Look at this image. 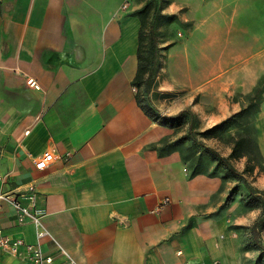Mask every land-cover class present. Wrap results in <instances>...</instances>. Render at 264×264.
Here are the masks:
<instances>
[{
    "label": "crops",
    "instance_id": "crops-1",
    "mask_svg": "<svg viewBox=\"0 0 264 264\" xmlns=\"http://www.w3.org/2000/svg\"><path fill=\"white\" fill-rule=\"evenodd\" d=\"M124 1L0 0V191L27 204L34 185L47 230L1 201L0 235L51 254L58 243L79 264H264L223 178L190 174L179 149L161 148L188 131L181 110L203 131L264 79V0H160L156 118L133 83L141 19L129 10L142 4ZM254 124L264 158V88ZM49 148L57 157L36 168ZM0 264L30 261L0 249Z\"/></svg>",
    "mask_w": 264,
    "mask_h": 264
},
{
    "label": "rangeland",
    "instance_id": "rangeland-1",
    "mask_svg": "<svg viewBox=\"0 0 264 264\" xmlns=\"http://www.w3.org/2000/svg\"><path fill=\"white\" fill-rule=\"evenodd\" d=\"M123 3H125V9H133L135 5L142 4L141 7L129 11L137 13L140 19H142L144 32L142 41V47H144L143 55L149 58V54L146 52V50L149 47L148 30L151 21L154 0H125ZM160 7L162 8L161 2ZM159 14L154 20V29L156 27ZM171 22H173V19H170L168 15L161 21L162 26L165 27V30H163V38L168 41L167 44H169L176 37V35H171L172 31L169 30ZM177 28H179V26H177ZM261 87V90L250 96L249 94L251 91L246 94H241L238 92L233 93L232 98L240 99L242 102L241 108L239 110L242 108L247 110V113H243L241 116L233 119L234 125L219 132H210L204 136L197 135L202 141H204V143L212 146L221 154L228 157L235 168L236 165H238L239 169L236 168L237 171L243 174L247 182L251 185L252 189L249 190L245 184L236 180L233 173H231L224 166L220 165L217 161L213 160L204 149H201L200 152L195 153L189 160V164H192L194 168L205 169L208 173L221 176L223 178L224 185L230 187L229 197L226 201L231 200V197L234 194H237V197H235L237 198L236 203L242 207L241 212L243 219L246 221L251 220L253 222L264 214V158L261 156L258 148L256 147L254 125V110L256 107H260V102L262 99V91L264 87ZM137 91L141 93L143 91L142 86L139 89L137 88ZM149 91L151 93L150 99L153 103V106H150L141 94L139 95V98L141 99V103L150 109L151 107H155V103H157V96L160 95L159 92L155 93L153 90V77L151 78ZM249 103H252V107H249ZM239 136H241V138H239ZM237 138L239 139L237 151H247V153L242 154L241 156H237L238 152L235 153L233 151L234 141ZM187 144L190 145V142ZM187 144L184 143L185 146ZM263 234L264 221L262 222V225L258 226L257 228V236L259 237L260 241L264 239ZM250 242L255 245L254 241L251 240Z\"/></svg>",
    "mask_w": 264,
    "mask_h": 264
},
{
    "label": "trees",
    "instance_id": "trees-1",
    "mask_svg": "<svg viewBox=\"0 0 264 264\" xmlns=\"http://www.w3.org/2000/svg\"><path fill=\"white\" fill-rule=\"evenodd\" d=\"M160 10H161L160 0H154V6H153L151 21H150L149 30H148V42H149L148 48L149 49L146 47L147 48L146 52L149 54V58H147L145 55H143L144 54L143 53L144 47H142V41H143L144 32H143V22L141 19V27L139 29L138 46H137L138 47L137 48L138 69H137V73H136L134 81H133V83L137 86L138 89L141 86L143 88V91L141 93H139V91L136 92V99H137L138 104L145 110V112L149 116L154 117V118L159 116V114L156 111V108L151 107L149 109V108L145 107V105H143L141 103V99L139 98V95L141 94L145 98V101H147V103L150 106H153V103L149 97V86H150L151 78L154 75V65H155L156 60H157V54H156L157 45H156V37H155L153 26H154V20L156 19ZM261 86L264 87L263 79H260L258 81V83L251 90V93L249 94V96L252 94H255L256 92L261 90V88H262ZM249 107H252V103L251 104L249 103ZM258 109H259V106L255 108L254 115ZM243 113H247V110L245 108H242L241 110L233 113L229 117L221 120L220 122L212 125L211 127L207 128L203 131H200V130L196 131V130L192 129V126H193L192 125V114L189 111V109L181 110L179 113H177L175 115V118H176L175 122L179 123L182 120V117H185L186 122L189 121L188 131L181 134L179 137H177L176 139L171 140V141H169L168 138L163 139L162 144H161V148L163 150L164 149L168 150L170 148L179 149L181 151L183 159L187 163V166L190 170V174H198V173L213 174V173H208L205 169L194 168L192 166V164H189V160L193 157V155L195 153L200 152L201 149H204L206 151V153H208L209 156L213 160L217 161L220 165H222L226 169H228L231 173H233L236 180L242 182L243 184H245V186H247V188L249 190H251L252 189L251 185L247 182V180L243 176V174L241 172L237 171V169L231 163L229 158L226 157L225 155L221 154L217 149H215L212 146L204 143V141H202L197 136V135L204 136L205 134L210 133V132H219L223 129H228L229 127L234 125L233 119L241 116ZM170 122L173 123L172 120ZM239 138H241V136H239ZM186 139H188V143L190 142V145H188L187 143H186L187 144L186 146L184 145ZM255 143H256V140H255ZM238 145H239V139L237 138L234 141V146H233V151L235 153L238 152L237 151ZM256 147H257V144H256ZM245 153H247V151L238 152L237 156H241L242 154H245ZM228 197H229V193L227 195V198ZM263 221H264V214L261 215L259 218H257L253 222V224L251 226V235L253 236V238H256L257 228H258V226L262 225Z\"/></svg>",
    "mask_w": 264,
    "mask_h": 264
},
{
    "label": "built area",
    "instance_id": "built-area-1",
    "mask_svg": "<svg viewBox=\"0 0 264 264\" xmlns=\"http://www.w3.org/2000/svg\"><path fill=\"white\" fill-rule=\"evenodd\" d=\"M125 6V3H123ZM26 82L34 87L39 88L38 82L32 78L28 77ZM26 133L28 130L25 131ZM68 154V153H67ZM57 155L54 153L53 149L49 148L44 150L40 155L33 157L34 165L36 168L42 169L49 165ZM28 203H22L18 197L14 196L9 192L0 191V202L7 201L13 205L15 208L17 218L23 220L25 217L29 216L33 221L39 226L37 231L38 236H43L47 233V230L41 225L40 216L42 211L40 208L35 207L36 192L34 185H29L27 187ZM32 205L33 209H29L28 205ZM58 251L56 254L46 253L42 250L39 244L28 243L21 238H12L9 235H0V249H3L16 257H24L30 261V264H79L72 256H70L65 249L57 243ZM61 261H55L56 257H62Z\"/></svg>",
    "mask_w": 264,
    "mask_h": 264
}]
</instances>
